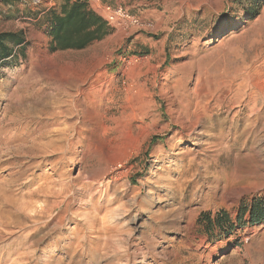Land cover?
I'll list each match as a JSON object with an SVG mask.
<instances>
[{
	"label": "rangeland",
	"instance_id": "1",
	"mask_svg": "<svg viewBox=\"0 0 264 264\" xmlns=\"http://www.w3.org/2000/svg\"><path fill=\"white\" fill-rule=\"evenodd\" d=\"M66 1L0 0L29 43L0 69V264H264V6L86 1L108 34L51 53Z\"/></svg>",
	"mask_w": 264,
	"mask_h": 264
},
{
	"label": "trees",
	"instance_id": "2",
	"mask_svg": "<svg viewBox=\"0 0 264 264\" xmlns=\"http://www.w3.org/2000/svg\"><path fill=\"white\" fill-rule=\"evenodd\" d=\"M246 7L249 19L260 14L264 0H236ZM48 33L51 37L49 50L56 53L62 50H83L92 42L102 40L107 34L106 23L88 10L86 0H67L62 4L60 13L52 11L48 17ZM29 43L23 32H0V69L26 57ZM248 210H244L246 213ZM253 223L264 221V201H255L249 209ZM210 229L214 225L220 229H232V221L227 214L214 222L210 215L205 217ZM215 223V224H214Z\"/></svg>",
	"mask_w": 264,
	"mask_h": 264
},
{
	"label": "built area",
	"instance_id": "3",
	"mask_svg": "<svg viewBox=\"0 0 264 264\" xmlns=\"http://www.w3.org/2000/svg\"><path fill=\"white\" fill-rule=\"evenodd\" d=\"M88 4L99 5L102 11L105 13V20L109 25L116 27H126L128 25H138L139 20L131 16L122 7L112 8L111 6L102 3L101 0H86ZM94 11H97L94 9Z\"/></svg>",
	"mask_w": 264,
	"mask_h": 264
},
{
	"label": "bare ground",
	"instance_id": "4",
	"mask_svg": "<svg viewBox=\"0 0 264 264\" xmlns=\"http://www.w3.org/2000/svg\"><path fill=\"white\" fill-rule=\"evenodd\" d=\"M82 68H83V72H84V75L82 76V79L77 83L80 87L82 86V85H84L85 86V83H87V81H88V79H89V77L91 76V68L90 67H88L86 64L84 65V66H82ZM78 86V87H79ZM77 89H79V88H77ZM77 91V90H76ZM84 91V90H83ZM79 93V92H78ZM83 96H86V93H85V91L83 92ZM78 97V96H77ZM73 101H74V99H73ZM77 101V100H76ZM75 103V102H74ZM75 105V104H74ZM74 109V108H73ZM201 116V115H200ZM202 117V116H201ZM197 118V117H196ZM192 138V137H191Z\"/></svg>",
	"mask_w": 264,
	"mask_h": 264
},
{
	"label": "crops",
	"instance_id": "5",
	"mask_svg": "<svg viewBox=\"0 0 264 264\" xmlns=\"http://www.w3.org/2000/svg\"><path fill=\"white\" fill-rule=\"evenodd\" d=\"M94 42H96V41H94ZM94 42H92V43H94ZM92 43H91V44H92ZM91 44H90V45H91ZM90 45H89V46H90Z\"/></svg>",
	"mask_w": 264,
	"mask_h": 264
}]
</instances>
